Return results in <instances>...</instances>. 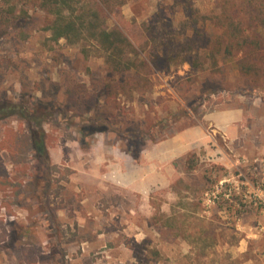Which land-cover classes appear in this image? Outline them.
Listing matches in <instances>:
<instances>
[{
  "label": "rangeland",
  "instance_id": "rangeland-1",
  "mask_svg": "<svg viewBox=\"0 0 264 264\" xmlns=\"http://www.w3.org/2000/svg\"><path fill=\"white\" fill-rule=\"evenodd\" d=\"M76 1L150 69L53 39L44 0H0V103L50 113L43 152L0 146V264H264V72L199 48L215 1ZM30 130L2 118L0 145Z\"/></svg>",
  "mask_w": 264,
  "mask_h": 264
},
{
  "label": "trees",
  "instance_id": "trees-1",
  "mask_svg": "<svg viewBox=\"0 0 264 264\" xmlns=\"http://www.w3.org/2000/svg\"><path fill=\"white\" fill-rule=\"evenodd\" d=\"M100 1L106 5L111 2V0ZM214 1L216 10L209 20L213 26L217 27L219 34L212 37L200 32L199 35L202 38L199 41V48L208 49L206 54L213 59L217 53L231 56L234 52H240L238 66L242 74L251 75L254 73L258 75L260 72H264V39L258 29L264 25V0ZM76 2V0H44L43 6L55 16L49 27L53 39L65 38L73 43L82 38L95 40L97 49L105 54L112 69L120 73L139 71L141 68L150 69L149 62L140 56L141 51L146 50L145 47L139 51L119 28H101L93 22V19L88 20L81 16L82 13L75 15ZM85 31L87 35H85ZM192 53L194 51L191 47L188 53H185L184 50L178 51L179 63L188 61L194 69H199L202 62L198 56H193ZM133 54L135 59L130 57ZM153 54L158 56L156 53ZM151 61L156 65L155 60ZM214 62L216 61L214 60ZM49 114L44 106H28L25 103L12 101L0 103V119L19 116L31 125L26 139H18L15 135L12 137L8 133L4 143L0 146L7 147L15 159L18 157V152L20 150L22 152L24 145L25 149L31 147L38 152H43L45 150L44 131L38 120L43 117L48 120ZM88 125H81L79 130L82 132L90 130Z\"/></svg>",
  "mask_w": 264,
  "mask_h": 264
},
{
  "label": "crops",
  "instance_id": "crops-1",
  "mask_svg": "<svg viewBox=\"0 0 264 264\" xmlns=\"http://www.w3.org/2000/svg\"><path fill=\"white\" fill-rule=\"evenodd\" d=\"M24 264H27V263H24ZM28 264H33V262H32V261H30V262H28Z\"/></svg>",
  "mask_w": 264,
  "mask_h": 264
}]
</instances>
